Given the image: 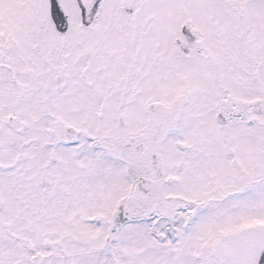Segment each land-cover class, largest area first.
Here are the masks:
<instances>
[{
  "label": "snow or ice",
  "instance_id": "obj_1",
  "mask_svg": "<svg viewBox=\"0 0 264 264\" xmlns=\"http://www.w3.org/2000/svg\"><path fill=\"white\" fill-rule=\"evenodd\" d=\"M0 264H264V0H0Z\"/></svg>",
  "mask_w": 264,
  "mask_h": 264
}]
</instances>
